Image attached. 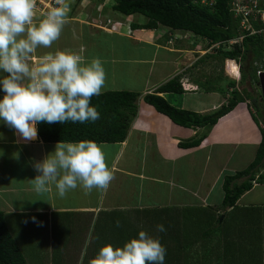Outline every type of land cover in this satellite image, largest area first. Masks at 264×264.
<instances>
[{"label":"crops","instance_id":"crops-1","mask_svg":"<svg viewBox=\"0 0 264 264\" xmlns=\"http://www.w3.org/2000/svg\"><path fill=\"white\" fill-rule=\"evenodd\" d=\"M67 2L70 12L59 39L51 48H38L31 63L36 65L39 57L65 49L77 52L86 61L98 57L106 77L113 80L110 91L135 92L140 97L125 141L98 143L106 145V163L115 172L114 179L106 190L94 189L89 194L79 187L65 198H60L54 187L37 194L29 182L39 174L33 165L54 152L57 143L43 142L39 136L25 142L0 121V211L13 238L19 226L23 232L37 231L34 235L39 239L34 240H40L32 247L34 240L27 239L25 248L22 241H17L22 254L28 258L26 251L45 245L47 237L53 238L59 230L68 231L67 248L80 256L88 238L96 255L106 244L122 247L125 241L117 237L136 238L144 230L159 237L167 249L164 264H181L183 257L188 264H264V184L254 182L236 206L228 210L223 207L225 177L248 168L263 139L262 122L249 99L210 127L187 128L174 123L144 97L157 93L172 79L180 78L181 82L185 78L199 90L158 94L178 109L207 116L226 104L233 90L228 83L225 86L227 80L208 90L204 87L209 80L196 77L208 58L197 54L202 49L194 43L192 33L164 27L134 28V24L144 25L148 19L115 11L114 0ZM35 12L34 22L39 23L45 15ZM127 22L132 23V35L121 26ZM190 35L192 38H188ZM102 37L106 38L104 46ZM124 46L129 47L126 53ZM117 70L123 75L119 82L126 87L121 90L114 88ZM3 95L0 91V99ZM189 96L198 98L190 100ZM200 137L203 140L199 146H183ZM72 193L77 197L70 204L67 197ZM158 224H163L166 232H157ZM204 249L221 255L212 254L206 261L197 259ZM40 251L44 247H39ZM29 260L30 264H50L47 260L36 262L34 257Z\"/></svg>","mask_w":264,"mask_h":264},{"label":"clouds","instance_id":"clouds-1","mask_svg":"<svg viewBox=\"0 0 264 264\" xmlns=\"http://www.w3.org/2000/svg\"><path fill=\"white\" fill-rule=\"evenodd\" d=\"M37 0H0V121L25 142L38 139L40 123L84 124L100 119L94 96L102 94L106 71L100 58L86 61L65 49L39 57L38 48H51L67 23L70 5L55 0L45 17L34 22ZM106 145L93 140L60 141L54 152L35 162L39 173L30 184L37 194L55 188L60 198L78 187L85 194L106 190L114 175L106 163ZM119 220L116 227H120ZM157 232H166L163 224ZM167 249L159 237L141 230L122 247L102 246L89 264H164Z\"/></svg>","mask_w":264,"mask_h":264},{"label":"trees","instance_id":"trees-1","mask_svg":"<svg viewBox=\"0 0 264 264\" xmlns=\"http://www.w3.org/2000/svg\"><path fill=\"white\" fill-rule=\"evenodd\" d=\"M114 1L115 11L126 16L141 14L148 19V22L144 25L134 24L133 27L137 29L164 27L173 32H190L194 36L208 39L212 43L227 41L236 38L238 35V20L230 12V0H216L217 3L213 7L195 3L193 0ZM243 45L244 52L236 45L232 50L220 52L216 55H206V57L212 56L215 58V56L221 55L224 60H238V58H241L242 82L258 83L257 72L260 69L255 63L258 58L264 57V35L246 37ZM229 81L228 88L233 89L230 99L218 111L207 116L178 109L158 94L183 92L180 78L170 80L161 86L157 93L146 95L144 101L180 126L187 128L210 127L234 110L239 103L248 99L256 101L248 89L238 90L236 81ZM209 83L210 80L204 88L214 89ZM139 97L140 94L135 92H104L99 96H94L91 100L92 106L97 107L100 112V119L95 123H40L37 125L38 136L46 143L77 142L80 140H93L97 143L123 142L130 129L131 120L136 116V102ZM254 108L257 112L259 111L257 103H255ZM262 135V143L258 148L255 160L245 170L238 171L234 175H227L224 179L225 197L223 207L226 210L236 206L239 199L252 189L254 182L264 184V130ZM202 140L203 137H200L183 144V146L186 148L197 147ZM0 264H25L24 256L8 230L2 211H0Z\"/></svg>","mask_w":264,"mask_h":264},{"label":"rangeland","instance_id":"rangeland-1","mask_svg":"<svg viewBox=\"0 0 264 264\" xmlns=\"http://www.w3.org/2000/svg\"><path fill=\"white\" fill-rule=\"evenodd\" d=\"M43 2L46 3L47 0H44ZM113 3L115 4V1ZM42 8H43V6L40 5L38 3V0H37V7H36L37 12L39 10V12L41 11L43 13L44 9H42ZM48 9H50L49 6H48L47 10ZM47 10H46V13H47ZM43 15H44V13H43ZM190 37H191V35L188 36V38H190ZM105 40H106L105 37L101 38L102 46H104L103 43ZM88 41H90L89 38L87 39V42ZM118 44H119V42H118V40H116V45L118 46ZM190 44L193 45V43H190ZM126 45L129 46V44H126ZM128 46H124V48H123L124 53H126L129 50ZM191 47H193V46H191ZM116 52H117V49L115 50V53ZM118 57H121L120 53H119ZM226 60H224L221 55L215 56V58H213L212 56L208 57V59H206V61L199 67L200 70H197L196 77H198L199 79H202V80L205 79L207 81L212 79L210 81H213V82H210L209 84L213 88L220 87L222 84L224 85L225 80H227V82H225V86H227L228 84L226 85V83H229L230 82L229 80H233V78L230 77L229 75H227L228 61H226ZM255 65L258 67V69H260V71H264V57L258 58ZM122 72H124V71H122ZM224 73H226V75H224ZM122 79H123V75L121 74V72L119 70H117V78L114 81V83L116 81H118V83H116L117 86H115L114 88H120V90L123 88H126V87H123L124 82H119V81H122ZM133 80L134 79H131V81H133ZM235 81H236V84H238L239 90H243V88L248 89V91L256 99V101H253L252 99H250L249 101L251 102L253 107H255V103H257L259 111L258 112L256 111V115H257L258 119H260L262 124L264 125V103L260 98V94H261L260 85H258V83H256V82H250V81L242 82V76H241L240 80H235ZM122 84H123V86H122ZM126 84H130V83L128 81H126ZM112 85H113V80L106 77V81H105V85L102 89V93L108 92V90L110 91L112 89ZM222 94L220 93L219 95H222ZM197 98L198 97L189 96L190 100L191 99L192 100L197 99ZM112 173H115V172L112 171ZM76 197H77V194L73 195V193H72V194H70V196L68 195V197H67L68 203L72 204L73 202H75ZM34 232L38 233L37 231H35L33 229L32 230H24V232H23V230H19V226H17L16 232H14V237H15L14 239L16 240V242L22 241L24 248H25V244H28L27 239H29L30 242L34 239H39V238L35 237ZM106 232H108V231H106ZM120 232H121L120 230L117 231V233H120ZM108 233H111V232H108ZM112 233H113V231H112ZM22 236H23V238H21ZM54 236H53V238L47 237L46 244L39 246V247H44V251L47 252L48 255H46V253L44 251L38 252L39 247H37L35 250H31V251L29 249L30 252L26 251V253L28 254V258L26 257L25 254H23L28 259V264L31 263L29 258L32 259V257L35 258L36 262L47 260L48 261L47 263H50V264H56V262L57 263L60 262V264H89V261L93 257H95V255L93 254L95 252L94 246L91 247V238H88V240L85 241V243H84L85 248H84L83 254L80 256V253L73 254L69 250V248H67L69 240H70V234L68 233V231L59 230L58 235H57V231H55ZM130 239L131 238L128 236H126V239L117 237V240H124L125 242L129 241ZM39 244H40V240H37L36 242L34 240V243H32L31 246L35 247L36 245H39ZM17 245H18V243H17ZM24 248L22 247V249H24ZM26 248H28V246H26ZM216 249H217V247H216ZM204 252H205L204 254L203 253H201L200 255L198 254L197 259L205 258L203 261H206L210 257V255H212V254L214 257H218L219 255H221V252L215 251L213 253H210V252H207L206 249H204ZM40 254H43V256L40 257ZM49 255H51V256H49ZM33 261L34 260H32V262ZM180 261H181L180 262L181 264H188V263H186V260L184 257ZM199 263H201V261H199Z\"/></svg>","mask_w":264,"mask_h":264},{"label":"built area","instance_id":"built-area-1","mask_svg":"<svg viewBox=\"0 0 264 264\" xmlns=\"http://www.w3.org/2000/svg\"><path fill=\"white\" fill-rule=\"evenodd\" d=\"M44 0H38V3L43 6L44 9L43 13L46 15V10L49 6H55V0H47V2H43ZM195 3H200L201 5L213 7L216 5V0H193ZM45 6V7H44ZM230 12L233 14V17L238 20V30H237V37L223 41L218 43H212L208 39L199 38L194 35V43H197L199 50L197 52L198 55L205 57L206 55H216L220 52H226L232 50L236 45L239 46L242 52L245 51L244 49V39L246 37L255 36V35H264V0H230L229 2ZM50 10V9H48ZM47 10V11H48ZM108 24H111V21H108ZM122 28L125 29L126 34L132 35V23L127 22L121 25ZM191 36V37H192ZM232 59H227L229 61ZM234 61L239 69V79L232 77L227 71V75L232 77L233 79L240 80L241 79V58ZM264 72L258 71L257 76ZM181 86L184 92H196L199 88L195 85L189 83L188 79L181 80ZM231 90V89H230ZM233 90H231L232 92ZM262 128L264 129V125Z\"/></svg>","mask_w":264,"mask_h":264},{"label":"bare ground","instance_id":"bare-ground-1","mask_svg":"<svg viewBox=\"0 0 264 264\" xmlns=\"http://www.w3.org/2000/svg\"><path fill=\"white\" fill-rule=\"evenodd\" d=\"M228 73L230 75H232L233 77H235L236 79H239V69H238V66L232 60H229L228 61Z\"/></svg>","mask_w":264,"mask_h":264},{"label":"water","instance_id":"water-1","mask_svg":"<svg viewBox=\"0 0 264 264\" xmlns=\"http://www.w3.org/2000/svg\"><path fill=\"white\" fill-rule=\"evenodd\" d=\"M258 83L261 87L262 98L264 99V72H262L258 77Z\"/></svg>","mask_w":264,"mask_h":264},{"label":"flooded vegetation","instance_id":"flooded-vegetation-1","mask_svg":"<svg viewBox=\"0 0 264 264\" xmlns=\"http://www.w3.org/2000/svg\"><path fill=\"white\" fill-rule=\"evenodd\" d=\"M258 85H259V83H258ZM261 88V87H260ZM260 98H261V100L263 101V103H264V99L262 98V92H261V94H260ZM263 114V113H262Z\"/></svg>","mask_w":264,"mask_h":264}]
</instances>
